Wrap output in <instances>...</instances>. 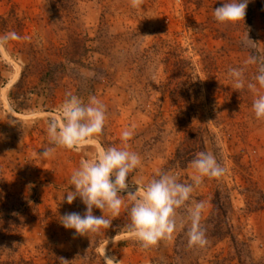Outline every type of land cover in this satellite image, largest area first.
Returning a JSON list of instances; mask_svg holds the SVG:
<instances>
[{
	"label": "rangeland",
	"instance_id": "374dc122",
	"mask_svg": "<svg viewBox=\"0 0 264 264\" xmlns=\"http://www.w3.org/2000/svg\"><path fill=\"white\" fill-rule=\"evenodd\" d=\"M224 2L142 0L133 7L131 0H0V37L14 34L0 45L1 261L239 264L240 253L244 262L264 264V121L254 118L255 95L246 86L264 62V0H249L244 20L234 24L213 17ZM246 34L254 46L243 43ZM249 56L258 63L247 66L245 87L235 91L227 71L244 67ZM68 92L105 105L103 132L80 151L57 148L41 157L48 121ZM126 129L133 131L127 150L141 164L126 178L123 205L117 214L104 213L108 228L76 235L59 221L86 211L79 197L68 204L65 194L60 201L67 188L74 191L70 176L100 147L122 146ZM199 152L212 153L224 175L194 188L177 210L171 239L141 249L126 229L128 194L158 172L191 183L190 162ZM195 201L206 204L201 221L219 222L213 246L187 245V208ZM93 215L102 212L93 208Z\"/></svg>",
	"mask_w": 264,
	"mask_h": 264
},
{
	"label": "clouds",
	"instance_id": "9594fccd",
	"mask_svg": "<svg viewBox=\"0 0 264 264\" xmlns=\"http://www.w3.org/2000/svg\"><path fill=\"white\" fill-rule=\"evenodd\" d=\"M249 0H225L223 6L213 11V17L220 24H234L243 21ZM142 0H131L133 7H138ZM14 34L0 37V45ZM246 46H254L247 34L243 40ZM257 58L249 56L244 67L229 68L227 76L235 91L245 87L244 72L247 66L257 64ZM254 82H248L247 88L254 93L252 113L256 120L264 121V62H259ZM259 85V88L257 87ZM106 122V107L94 95L85 103L75 94L66 93V99L59 106L53 118L47 124L48 146H42L41 157L52 156L57 148L80 151L86 144L97 143L96 137L102 134ZM133 131L126 129L121 133L122 146L100 147L95 158L82 160L69 180L74 191L66 192L60 198L71 204L77 197L85 205L83 216L79 213H66L59 217L65 229H74L79 236H89L108 228L111 220L104 213L117 214L123 205L120 193L128 189L126 178L141 164L140 156L127 150V141ZM191 183L179 182L178 176L167 172H158L146 185H140L128 196L133 200L129 211V223L126 225L129 237L137 241L143 250L158 245L162 240H169L178 227L177 210L186 206L195 187L203 183L205 178H220L224 169L210 152H199L190 162ZM114 177V179H111ZM206 204L195 201L187 208V245L189 248L203 247L207 244L205 229L201 226L202 212ZM93 208L102 212L101 216L93 215ZM185 220L181 219L179 227L183 229ZM67 262V261H66Z\"/></svg>",
	"mask_w": 264,
	"mask_h": 264
},
{
	"label": "trees",
	"instance_id": "16d2710c",
	"mask_svg": "<svg viewBox=\"0 0 264 264\" xmlns=\"http://www.w3.org/2000/svg\"><path fill=\"white\" fill-rule=\"evenodd\" d=\"M216 205H218V204H216ZM214 206H215V203H214ZM223 206H224V204H221L220 208L215 207L213 212H215L217 210L221 211V208ZM218 224H219V222L216 221L213 217H210L207 220L201 221V226L205 229V235H206L207 243L211 244L212 246L215 245L216 243H218L219 240H220V237L218 235L212 233V231L214 230L215 226H217ZM184 230H187V229H184ZM183 231L178 236L179 240L184 238ZM185 232H187V231H184V233ZM176 248H177V246H176ZM183 254H184L183 250H181V249L178 250V251L176 250L175 255H176L177 258L181 259ZM238 262H239V264H249V263H251L250 261L244 262L241 259V254L240 253H238ZM0 264H16V263H14L13 261H11L9 259H6L5 261H1L0 260ZM20 264H32V262L31 261H27V260H21Z\"/></svg>",
	"mask_w": 264,
	"mask_h": 264
}]
</instances>
